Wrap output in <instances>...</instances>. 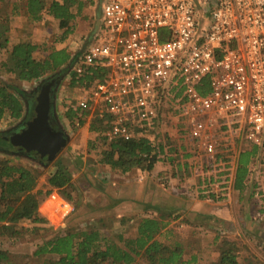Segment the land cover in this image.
Here are the masks:
<instances>
[{
	"label": "built area",
	"instance_id": "1",
	"mask_svg": "<svg viewBox=\"0 0 264 264\" xmlns=\"http://www.w3.org/2000/svg\"><path fill=\"white\" fill-rule=\"evenodd\" d=\"M99 21L66 76L77 91L66 111L108 116L107 142L166 131L191 152L194 174L222 167L204 196L230 182L232 149L258 148L250 175L264 166V0H104ZM254 190L263 203L264 183ZM59 202L64 220L74 208Z\"/></svg>",
	"mask_w": 264,
	"mask_h": 264
},
{
	"label": "trees",
	"instance_id": "2",
	"mask_svg": "<svg viewBox=\"0 0 264 264\" xmlns=\"http://www.w3.org/2000/svg\"><path fill=\"white\" fill-rule=\"evenodd\" d=\"M91 1L25 0L20 1L14 9L13 6L10 7L9 0H0V125L3 121L12 124L24 114L25 91L19 88V84H31L51 74L64 72L62 69L68 65L74 54H70L64 44L73 33L72 24ZM6 8L11 9L10 14H5ZM18 10L22 12L25 23L31 26L53 23L59 34L48 45L33 44L26 40L12 43L11 25ZM45 17H48V22H45ZM62 45L63 49L57 50ZM38 52L46 53L47 56L38 58ZM3 76H9L11 81L4 82ZM97 79H101L99 74H93L90 78L92 81ZM198 90L205 95L209 89L203 83ZM78 115L79 111L69 109L65 118L73 124ZM79 122L80 126L85 125L83 121ZM109 123L108 116L94 115L88 130L94 136L93 142L89 143L90 147L96 143L106 147L98 154L95 165L107 168L111 174L129 177L136 170L151 174L158 161L165 156V144L173 146L169 139H165V142L160 140V129H156L152 135L129 142H107L104 133L108 130ZM168 153L179 154L176 148L168 150ZM224 155V152L216 155L214 164H219ZM258 156L257 147L245 148L239 153L234 190L240 193L244 191L246 183L249 182L248 165L250 161H257ZM56 163L54 171L46 180L49 190L43 193L37 189L40 187L38 181L41 173L33 166L27 162L16 165L10 159H0V239H6L15 245L28 237L41 236L46 231L52 232L47 228L48 222L38 213V209L53 189L63 190L64 197L71 202V196L66 193V189L72 188V174L77 170L75 163L70 160ZM90 210V225L80 229L65 227L64 231L54 234L52 238L42 239L28 259H37L38 264H200L195 256L185 258L179 243L168 246L155 240L165 228L162 222L142 219L136 226L135 237L125 239L124 229L121 226L116 227L114 221L110 220V216L114 215V208ZM216 246L218 257L209 264H240L236 243L224 239ZM23 259L9 249L0 248V264H22ZM244 264L258 262L245 260Z\"/></svg>",
	"mask_w": 264,
	"mask_h": 264
},
{
	"label": "crops",
	"instance_id": "3",
	"mask_svg": "<svg viewBox=\"0 0 264 264\" xmlns=\"http://www.w3.org/2000/svg\"><path fill=\"white\" fill-rule=\"evenodd\" d=\"M20 1L25 0H9L10 7L16 9ZM18 15L23 16L19 10L14 16ZM45 22H48V17H45ZM40 24L48 25L39 23L37 27L41 28ZM47 28L43 33H39L38 38L28 33L25 40L33 44L48 45L47 41H44L46 38H42L47 35ZM11 41L15 43L13 38ZM63 47L62 45L57 50ZM46 56L45 53L44 57ZM90 121L91 119L88 120V125L84 126L87 130ZM176 143L178 152H185L184 157L189 162L191 152L181 146V143ZM237 150V156L233 157L234 162L231 163L233 174L230 182L221 187L220 182L216 181L213 193L209 196L202 195L201 187H206L208 180L213 182V175L207 178L199 177L194 174L193 168L190 169V166L182 161L181 165L170 164L167 167L162 163L160 168V160L151 174L136 170L129 177L111 174L106 168L103 170L105 176L102 174L92 177L91 188L87 186L90 174H84V170L79 174L94 194V200L90 202L94 209L114 208V215L110 216V220L115 222L116 227L121 226L124 229L125 239L135 237L136 226L140 220H156L165 224V228L155 240L168 246L179 243L185 258L195 256L200 264L215 262L218 257L216 244L225 239L236 243L240 264H244L245 260L264 264V202L259 203L253 197L257 187L255 174H248L249 182L243 192L234 190L238 156L242 152L241 148ZM173 161L172 158L169 160ZM252 162L250 161L249 165ZM203 169L207 170L205 166ZM99 173L101 174V170ZM240 259L243 261L240 262Z\"/></svg>",
	"mask_w": 264,
	"mask_h": 264
},
{
	"label": "rangeland",
	"instance_id": "4",
	"mask_svg": "<svg viewBox=\"0 0 264 264\" xmlns=\"http://www.w3.org/2000/svg\"><path fill=\"white\" fill-rule=\"evenodd\" d=\"M14 1V0H13ZM104 0H92L90 5H87L85 8V11L83 14L75 20L73 25V33L68 39V41L64 44L66 46L68 52L70 54L76 53L79 51L83 46L87 43V40L90 38V34L93 31L95 21L98 16V11L100 10L101 4ZM210 5H213L212 2H210ZM9 8V7H8ZM5 9V14H10V9ZM2 18H5V16H2ZM209 19V15L207 16ZM16 26V27H15ZM30 24L25 23L23 16L19 17L15 16L13 19V23L11 25V38H13V41L21 42L22 40L26 39V36L28 33H31L34 37L38 38L39 33L46 30V27L48 32L47 35L43 36L42 38H46L44 41L47 43H50L54 41V38L57 37V34H59V31H57V26L53 23L48 25H39V27L30 26ZM25 29L27 31H25ZM42 41V39H41ZM45 53L38 52V58L43 57ZM59 73V72H58ZM58 73L51 74L50 76H46L45 78L55 76ZM63 77V75H62ZM61 77V78H62ZM4 82L11 81V78L9 76H3L2 79ZM37 84V82L31 83V84H19V88L22 89L25 92H29L34 86ZM77 93L76 89L74 87H71L69 85L68 79L64 78L61 80L59 91H58V111L60 116V121L62 124V128L65 130L69 141L65 148L60 152V154L57 156L56 160L48 165L47 167H41L39 164L32 163L30 161L24 160L22 158H15V157H9L7 155L0 154V159L7 158L12 160L13 163L16 165H23L24 163H29L31 166H33L38 172L41 173V177L38 181V184L40 187H37V189L41 190L43 193L48 191L47 186V178L51 175V173L54 171V166L57 164V161H64L67 160L71 163H75L77 170L74 171L72 176V188L66 189V193H69L71 196L72 201L69 202L64 197L63 190H51V195L45 199L44 202L41 203L38 213L47 220L48 225L47 228H49L51 231H46L42 233L41 236H34V237H28L25 240H22V243H18L15 245L10 244L6 239H0V248L9 249L12 253L15 255L18 254L22 256L23 262L22 264H38L39 261L37 259H28L34 250L36 249V244L41 243L42 239H50L53 237L54 234L62 232V230H65V227H72L75 229H80L82 227H85V225L89 224V218L92 216L91 213H89L93 208V205L90 204L91 201L94 200V194L91 193L90 188L92 187V177L93 176H102L103 170H106L104 167L100 165H95V160L100 152L105 150V145L96 143L93 147L89 146L90 142H93L94 136L88 132L87 127H84L85 125H88V119L87 117H83L79 119L77 117V120L73 121V124H71L66 118L65 113L66 108L69 106V104H74L72 99L75 98V94ZM79 120L83 121L85 125L80 126ZM92 120V119H91ZM10 125L9 122L3 121L0 125V133L8 130V126ZM73 125V126H72ZM160 140L165 142V139H169V141L174 146L173 148H176L175 146L178 144L176 143L175 138L172 135H168L166 131L160 132ZM166 152L165 156L161 158V165L160 168L163 166L162 163H164L167 167L168 165H181L186 164L188 167L190 166V162L186 161L187 158H185L184 153L181 150L179 154L174 153H168V150H173L171 146H168L165 144ZM245 148H250L245 147ZM245 148H242L241 150L244 151ZM240 149V148H239ZM176 150H178L176 148ZM238 153L237 148L232 149L230 152V164L234 162L233 157H236ZM181 156V157H179ZM174 159L173 162H169L168 159ZM182 161V162H181ZM195 162L191 164L192 167H194ZM218 165V164H217ZM216 172L213 174V176L218 175L219 171L222 170V167L220 165L212 166ZM229 167V166H228ZM229 168H232L230 166ZM212 169V168H211ZM81 170H84L86 175L90 174V179H87V183L89 185L88 188L86 186V181L81 178V175L79 174ZM101 170V174L99 173ZM255 173L256 182L261 183L263 185L264 183V166L262 162L257 163ZM79 174V177L77 176ZM105 176V175H104ZM112 177V176H111ZM86 183V184H85ZM85 184V185H83ZM254 194V193H253ZM56 196L57 201H66L70 205L73 206L74 210L71 213L69 217L62 220L60 217V213L58 212V206L55 209V206H46L48 200L53 196ZM257 201V200H256ZM60 203V202H59ZM59 205V204H58ZM115 223V222H114ZM109 223H107L108 226ZM76 225V226H72ZM78 225V226H77ZM90 225V224H89ZM112 228H115L113 224H111ZM109 227V226H108ZM110 228V227H109ZM115 230V229H113ZM243 259H240V262H242Z\"/></svg>",
	"mask_w": 264,
	"mask_h": 264
},
{
	"label": "water",
	"instance_id": "5",
	"mask_svg": "<svg viewBox=\"0 0 264 264\" xmlns=\"http://www.w3.org/2000/svg\"><path fill=\"white\" fill-rule=\"evenodd\" d=\"M100 12L101 7L87 43L80 49L76 56L69 61L68 65L63 69L64 72L58 73V75H63L61 80H63L67 76L69 70L73 68L81 52L92 42L91 38L100 25ZM33 106L34 119L32 122L26 124L25 129L23 128L24 130L21 129V131L19 130L18 132L11 134L15 127H10L8 130L0 133L3 134V137H8L9 139L8 142H3V140L0 141V154L9 157L22 158L27 161H29L31 157H37L40 160V166L47 167L56 160L57 156L67 145L69 138L64 129V133L62 134L55 131L50 126L47 112L49 99L47 96H43L41 92L36 97ZM18 149L22 150V154L17 153Z\"/></svg>",
	"mask_w": 264,
	"mask_h": 264
},
{
	"label": "flooded vegetation",
	"instance_id": "6",
	"mask_svg": "<svg viewBox=\"0 0 264 264\" xmlns=\"http://www.w3.org/2000/svg\"><path fill=\"white\" fill-rule=\"evenodd\" d=\"M62 75H53L49 78H44L35 84V86L29 91L25 92L24 95V114L21 119L10 124L8 128L15 127L11 134L25 129L26 124L30 123L34 119V101L36 97L42 92L43 96H47L49 99L48 107V117L50 126L59 133H64L63 128L61 127L60 116L58 111V90L61 83ZM24 128V129H23ZM10 138V137H9ZM8 142V137H3V134H0V141ZM18 154H22V150H17ZM32 163L39 164L40 160L37 157H31L29 160Z\"/></svg>",
	"mask_w": 264,
	"mask_h": 264
},
{
	"label": "bare ground",
	"instance_id": "7",
	"mask_svg": "<svg viewBox=\"0 0 264 264\" xmlns=\"http://www.w3.org/2000/svg\"><path fill=\"white\" fill-rule=\"evenodd\" d=\"M58 204H59V201H57L56 196L53 195V196L48 200L46 206H51V207H52V206H55V209H56V207L58 206Z\"/></svg>",
	"mask_w": 264,
	"mask_h": 264
}]
</instances>
